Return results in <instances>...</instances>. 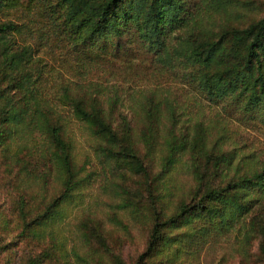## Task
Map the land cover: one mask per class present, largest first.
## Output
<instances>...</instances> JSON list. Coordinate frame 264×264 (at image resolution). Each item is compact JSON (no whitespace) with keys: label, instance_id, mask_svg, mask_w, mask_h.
I'll list each match as a JSON object with an SVG mask.
<instances>
[{"label":"trees","instance_id":"trees-1","mask_svg":"<svg viewBox=\"0 0 264 264\" xmlns=\"http://www.w3.org/2000/svg\"><path fill=\"white\" fill-rule=\"evenodd\" d=\"M262 1L0 0V152L10 155L17 125L35 124L48 147L37 157L25 154L44 169L43 176L55 167L62 178L61 193L37 211L24 194L19 196L21 234L42 240L43 225L79 182L64 116L39 95L45 54L61 47L83 67L63 85L61 100L127 172L133 187L124 188V198L132 223L147 224L145 247L131 261L108 244L104 229L95 228L91 235L86 229V236H95L114 264H184L210 238L218 240L242 222L240 253L264 264V163L239 160L236 151L225 147L223 134L209 130L201 119L192 133L179 132V102L169 92L161 97L158 87L140 101L138 126L118 91H108L103 80L90 74L108 58L119 56L130 66L134 51H141L136 42L152 54L156 67L173 68L198 95L264 119V13H252L264 10ZM21 11L40 15L45 24L31 27L29 36L28 26L19 22ZM130 34L134 38L124 41ZM163 117L170 120L165 130ZM183 153L193 182L170 201L167 179ZM17 157L25 159L19 152ZM25 168L27 162L19 172ZM87 219L85 228L93 218ZM51 254L46 248L23 264H48Z\"/></svg>","mask_w":264,"mask_h":264},{"label":"rangeland","instance_id":"rangeland-1","mask_svg":"<svg viewBox=\"0 0 264 264\" xmlns=\"http://www.w3.org/2000/svg\"><path fill=\"white\" fill-rule=\"evenodd\" d=\"M20 13L19 22L28 26L29 36L31 27L45 24L36 13ZM252 13L259 16L264 10L260 7ZM133 38L130 34L124 41ZM32 41H36V38ZM133 45L141 51H134L130 66L118 56L115 60L106 59L90 74L103 80L108 91H118L121 99L130 107L138 126L141 125L140 101L145 94L158 87L161 97L164 92H169L179 102V132L192 133L193 124L201 119L209 130L217 135L223 134L225 147L236 151L239 160L246 162L254 159V162L264 163L262 117L255 116V113H240L233 107L223 108L222 104L215 103L203 94L198 95L194 88L181 80L177 71L169 67H156L152 54L144 52L136 42ZM44 59L47 63L39 79V95L43 102L54 104L64 116L67 129L73 137V155L79 182L72 195L61 201L57 212L43 225L42 240L22 235L19 196L24 194L29 205L37 211L61 193L62 178L55 167L51 173L43 176L44 169L25 154L30 151L37 157V153L48 147L46 136L39 127L35 124H20L13 129L8 152L10 155L6 157L0 152V264H23L29 255H36L46 248H50L52 253L50 259L48 257V264H114L96 237L86 236V229L91 235L95 228L99 231L104 229L103 236L108 244L115 249H122L124 256L131 261L145 247L147 240V224L142 220L133 225L131 206L127 205L124 198V188H132L133 182L121 165L103 149V140L93 134L86 123L75 117L61 100L63 85L76 79L78 75L74 73L83 70V67L76 63L70 52L61 47H55L52 55L45 54ZM162 120L161 129L165 130L170 120L166 117ZM211 137L215 138L212 133ZM22 146L23 152L20 151ZM18 152L25 159L17 157ZM188 161V154L179 155L169 173L167 181L172 194L167 198L170 201L176 200L193 182ZM24 162L28 163L29 168L19 172ZM87 217L94 220L90 219L91 225L86 223L88 226L85 228ZM128 224L129 229L126 226ZM244 230L240 222L221 234L218 240L210 238L199 249L198 245L195 246L198 250L193 256L186 257L184 264H263L259 257L250 259L240 253ZM251 249L256 253L255 246Z\"/></svg>","mask_w":264,"mask_h":264}]
</instances>
